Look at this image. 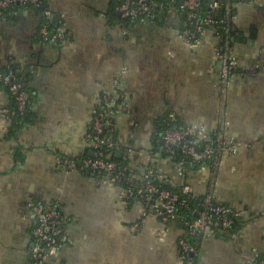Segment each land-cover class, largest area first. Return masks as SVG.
<instances>
[{
  "label": "crops",
  "instance_id": "crops-1",
  "mask_svg": "<svg viewBox=\"0 0 264 264\" xmlns=\"http://www.w3.org/2000/svg\"><path fill=\"white\" fill-rule=\"evenodd\" d=\"M113 1L118 0H44L49 18L65 24L62 43L43 40L44 15L36 10L0 19V68L14 66L33 93L31 122L17 138L7 136L10 126L0 119V264H31L35 218L28 204L53 200H61L69 242L50 264H186L179 255V222L141 220V204L127 206L114 183L58 165L61 158L93 155L86 136L104 94L121 96L118 153L138 178L153 167L183 180L175 158L163 150L171 115L179 125L209 132L228 122L236 151L222 157L216 194L244 216L235 238L206 234L190 259L250 264L264 256V0L237 6L233 40L239 67L225 93L213 32L189 43L177 7L162 10L152 22L111 21ZM0 99L12 105L6 92ZM211 178L194 167L185 180L202 196Z\"/></svg>",
  "mask_w": 264,
  "mask_h": 264
},
{
  "label": "built area",
  "instance_id": "built-area-1",
  "mask_svg": "<svg viewBox=\"0 0 264 264\" xmlns=\"http://www.w3.org/2000/svg\"><path fill=\"white\" fill-rule=\"evenodd\" d=\"M210 2V10L225 6V15L219 21L222 24V32L209 30L218 22L209 13L201 14L202 0H184L180 5V9L185 14V28L182 29V35L191 44H198L200 37L207 31L217 36L220 81L222 91L225 93L233 73L239 67L233 40L239 3L237 0ZM16 5L42 8L44 2L43 0H0V17L5 10L13 9ZM115 9L124 19L152 22L156 17L154 0H125L117 4ZM43 15L45 18L50 17L46 9ZM5 19L3 17V20ZM39 34L43 40L56 43H62L67 35L63 22H60L59 27L54 31L50 30L48 24L41 22ZM3 85L8 87V96L10 101L13 100L14 107L3 103L0 99V119L10 126L14 117L25 116L31 96L27 90L26 76L22 73L0 72V96L5 92ZM120 99V95L104 94L99 98V106L92 111L86 142L95 155L61 158L58 160V165L64 170L91 172L114 183L120 188L127 206L133 203L141 204V220L154 216L163 223L179 222L184 230L178 243L179 255L186 264H193L190 255L195 253L206 234L223 232L235 238L236 232L232 230L244 216L243 211L220 203L216 194L215 182L222 157L236 151V146L227 133L228 122H221L216 131L209 132L204 127L179 125L175 116L171 115L162 134L163 150L175 158L177 172L183 180L177 182L153 167L147 168L142 177L138 178L109 157L111 155L109 153L119 149L115 114ZM176 149H179L183 156L176 158ZM188 164L198 166L199 170L210 172L212 176L208 190L202 195L203 199L192 210L193 215L196 216L194 219H185L181 213V208H190V201L200 197L185 180L189 171ZM28 206L35 218V227L32 231L34 245L30 252L31 264H50L49 260L69 242L61 200L31 201ZM139 228L140 222L135 223L134 232ZM250 264H264V259L256 256L252 258Z\"/></svg>",
  "mask_w": 264,
  "mask_h": 264
},
{
  "label": "trees",
  "instance_id": "trees-1",
  "mask_svg": "<svg viewBox=\"0 0 264 264\" xmlns=\"http://www.w3.org/2000/svg\"><path fill=\"white\" fill-rule=\"evenodd\" d=\"M125 0H118L117 2H112L111 4V7H110V10H109V15H110V20L111 21H118V22H141L140 19L138 20H131V19H124L122 18L117 12H116V5L117 4H120L122 2H124ZM184 0H154L155 4H156V17L154 20L157 19V16L158 14L164 10V9H168V8H171V7H177L180 11V14H181V19H182V22H183V27L182 29L185 28V14H184V11L180 9V5L181 3L183 2ZM211 0H202V3H201V7H200V12L201 14H205V13H209L210 15L213 16V18L216 20V22H218L217 24H214L212 25V27L209 29V30H216L217 32H222V24L219 23L220 19H222L225 15V6L221 7L220 9H216V10H210L209 9V4L211 3L210 2ZM241 0H237V3H239ZM44 2V0H43ZM26 9H33V10H36L40 13H44V10L46 9V5L44 3V6L42 8H36L34 6H30V5H16L13 9H7L3 12V16L0 17L1 20H3V17H5L6 19L5 20H10L12 19V17H14L17 13L23 11V10H26ZM153 20V21H154ZM42 22H45L46 24H48L49 28L51 31H54L56 30L59 25H60V22L59 21H53L51 18H45L43 17V20ZM236 28H235V31H234V34H233V39L234 37L236 36ZM14 72L15 74H18L19 72L17 71V69L14 67V66H8L7 68H0V72L2 73H7V72ZM26 82H27V90L28 92L30 93V101L28 103V109L25 113V116L24 117H14L12 119V122H11V125L9 127V131H8V134L7 136L9 138H17V135H18V132L21 128H23L27 123L31 122V112H30V107H31V100L33 98V93L32 91L29 89V86H28V80H27V77H26ZM2 84V83H1ZM4 86V85H3ZM4 91L8 94L9 91H8V87L7 86H4ZM12 102V105L11 107H14V102L13 100L11 101ZM175 157L176 158H179L181 156H183L182 152L179 150V149H176L175 150ZM117 153H118V149L114 150L113 152L109 153L111 154L109 157L110 159L114 160L115 162H117L120 166H122L124 169H126L127 172H131V169L129 168L127 162H126V159H124L123 157L122 158H118L117 157ZM87 157H91L89 156V154L87 155ZM198 168V166H195L193 164H188V168ZM169 189L173 190V191H177V189H172L169 187ZM202 196L194 199V200H191L190 201V208H181V213L183 215V217L185 219H194L196 218V216L193 215V212L192 210L194 208L197 207V205L201 202L202 200ZM240 223V221L238 222V224ZM236 225L234 228H233V232H237V229L239 227V225ZM260 259H264V256H259Z\"/></svg>",
  "mask_w": 264,
  "mask_h": 264
},
{
  "label": "water",
  "instance_id": "water-1",
  "mask_svg": "<svg viewBox=\"0 0 264 264\" xmlns=\"http://www.w3.org/2000/svg\"><path fill=\"white\" fill-rule=\"evenodd\" d=\"M94 155H95V153H93L92 156H94ZM121 156H122V155H121L120 153L117 154V157H118V158H121ZM191 255L193 256V254H191Z\"/></svg>",
  "mask_w": 264,
  "mask_h": 264
}]
</instances>
